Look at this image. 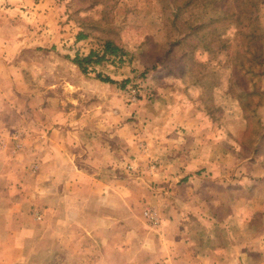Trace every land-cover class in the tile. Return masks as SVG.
<instances>
[{
    "label": "rangeland",
    "instance_id": "rangeland-1",
    "mask_svg": "<svg viewBox=\"0 0 264 264\" xmlns=\"http://www.w3.org/2000/svg\"><path fill=\"white\" fill-rule=\"evenodd\" d=\"M252 26L259 36L247 37ZM108 41L119 47L117 55H106L85 73L73 63L76 55H100ZM260 56L264 0H0V71L8 74L10 92L5 97L19 89L16 109L24 120L3 131L9 158L13 148L22 150L19 139H25V150L32 147L35 116L46 134L47 107L67 103L76 108L66 109L70 119L81 116L83 142L68 138L66 148L90 157L103 153L98 171L109 188L98 189L96 199L111 201L114 191L130 190L138 198L132 203L136 213L157 227L167 211L160 196L169 195L194 246L245 244L255 248L251 264H264ZM10 70L19 73L15 83ZM28 167L32 174L37 170ZM22 181L29 184L31 175ZM150 191L153 204L146 200ZM1 195L0 217L11 213V199ZM147 210L156 223L145 217ZM32 213L41 220L39 210ZM0 224V250L11 251L17 237ZM43 227L36 224L28 236L38 229L42 234ZM22 246L33 247L30 241ZM9 252L0 255V264H17ZM65 257L70 264L88 261L79 254L51 260L46 252L19 261L62 264Z\"/></svg>",
    "mask_w": 264,
    "mask_h": 264
},
{
    "label": "crops",
    "instance_id": "crops-1",
    "mask_svg": "<svg viewBox=\"0 0 264 264\" xmlns=\"http://www.w3.org/2000/svg\"><path fill=\"white\" fill-rule=\"evenodd\" d=\"M10 72V78L17 81L19 73L16 70ZM7 77L5 71H0V133L4 137V146H0V175L3 179L0 181V198L2 192L9 196L11 213L1 216L0 222L4 223V231L17 237V242L11 251L1 249L0 255L9 251L14 253L17 264L21 262L20 256L24 259L27 254L39 255L43 252L51 260L57 254L85 255L88 260L80 259L75 264H251V252L255 248L245 244L221 243L207 248L194 246V235L188 233L169 195L160 196L167 211L160 213L161 221L157 227H151L140 213H136L132 203L138 198L130 190L114 191L111 201L103 197L96 199L98 189L109 188L108 180L98 171L103 153L95 150L90 157L66 148L68 138L77 143L83 142L79 129L81 116L80 120L76 117L70 119L66 109L76 108L67 103L65 106L47 107L50 117L46 134H43L42 119L35 116L37 133L32 136V147L25 150V139H19L22 150L17 152L13 148L15 157L9 158L12 154L6 146L10 140L3 131L11 125L24 123V120L21 109H16L19 89L13 96L5 97L7 93L10 95ZM16 152L20 154L15 155ZM87 159L92 162L87 163ZM29 165L37 166L33 174ZM26 174L31 175L29 184L22 181ZM145 195L147 203L153 204L155 198L151 191ZM35 209L41 214L40 221L33 216ZM36 224L46 226L43 227L45 231L41 234L38 229L35 235L28 236L34 232ZM18 241H30L33 247L22 246ZM43 243L47 244L45 251L41 250ZM86 254H90L91 258H87ZM71 261L65 257L62 264H70ZM6 264H11V261ZM53 264H57L56 261L53 260Z\"/></svg>",
    "mask_w": 264,
    "mask_h": 264
},
{
    "label": "trees",
    "instance_id": "trees-1",
    "mask_svg": "<svg viewBox=\"0 0 264 264\" xmlns=\"http://www.w3.org/2000/svg\"><path fill=\"white\" fill-rule=\"evenodd\" d=\"M252 29L253 30L251 31L249 30L250 33L247 34V37L254 38L256 36H259L260 30L258 28H255L254 26H252ZM240 34L243 35L242 33ZM259 49H260V46H259ZM118 50H119V47L117 45L112 44L110 41L104 42L102 48L100 49L101 51L100 55L99 53L95 51H90L89 54H87L86 56L76 55L73 59V63L76 64L83 73H85L87 72L88 66H90L91 64L100 63L102 60L105 59L106 55H117ZM93 57H96V58H93ZM263 62H264V59L262 56H260L259 58L260 65H262ZM98 78L104 82L114 83V81L109 79L108 77H100V75H98Z\"/></svg>",
    "mask_w": 264,
    "mask_h": 264
},
{
    "label": "built area",
    "instance_id": "built-area-1",
    "mask_svg": "<svg viewBox=\"0 0 264 264\" xmlns=\"http://www.w3.org/2000/svg\"><path fill=\"white\" fill-rule=\"evenodd\" d=\"M144 215L147 219L151 220L152 223L157 222V216L154 213H152L150 210L145 211Z\"/></svg>",
    "mask_w": 264,
    "mask_h": 264
}]
</instances>
